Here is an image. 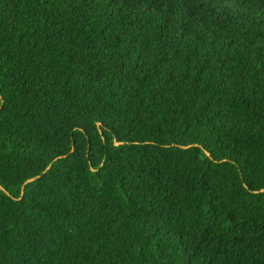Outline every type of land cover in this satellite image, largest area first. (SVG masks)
Listing matches in <instances>:
<instances>
[{"label":"trees","instance_id":"obj_1","mask_svg":"<svg viewBox=\"0 0 264 264\" xmlns=\"http://www.w3.org/2000/svg\"><path fill=\"white\" fill-rule=\"evenodd\" d=\"M0 106V264H264V0H0Z\"/></svg>","mask_w":264,"mask_h":264},{"label":"water","instance_id":"obj_2","mask_svg":"<svg viewBox=\"0 0 264 264\" xmlns=\"http://www.w3.org/2000/svg\"><path fill=\"white\" fill-rule=\"evenodd\" d=\"M1 98H2V96H1ZM2 102H3V98H2ZM0 108H1V106H0ZM99 124V123H98ZM115 144L116 145H119L120 144V142H115ZM184 147H188V146H184ZM72 150H74V146H73V149ZM209 154V153H208ZM210 155V154H209ZM52 165V164H51ZM50 165V166H51ZM50 166L48 167V169L50 168ZM37 177H34V178H30V179H28V180H26L25 181V183H24V185L22 186V195L24 194V189H25V185L27 184V183H29V182H31V181H34L35 179H36ZM2 187V186H1ZM22 195H21V197H22ZM20 197V198H21Z\"/></svg>","mask_w":264,"mask_h":264}]
</instances>
